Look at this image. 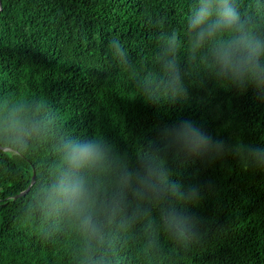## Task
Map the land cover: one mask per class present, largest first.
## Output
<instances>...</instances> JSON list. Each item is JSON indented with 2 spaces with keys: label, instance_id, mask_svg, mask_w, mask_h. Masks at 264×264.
Here are the masks:
<instances>
[{
  "label": "trees",
  "instance_id": "16d2710c",
  "mask_svg": "<svg viewBox=\"0 0 264 264\" xmlns=\"http://www.w3.org/2000/svg\"><path fill=\"white\" fill-rule=\"evenodd\" d=\"M191 0H0V95L29 96V107L63 132L103 133L121 149L137 137H155V126L195 121L228 144L264 147V103L249 89L242 96L211 82L193 87L190 99L168 106L145 104L127 74L114 66L107 38L119 36L138 64L148 59L157 29L183 30ZM55 139L35 140L14 157L0 154V264H75L74 238L42 241L16 220L31 196L23 191L32 170L40 176L54 158ZM200 170L199 175L193 174ZM173 179L214 185L190 211L209 221L202 246L181 264H264V171H242L233 155L203 168L199 159L173 166ZM114 264H149L137 242L117 245Z\"/></svg>",
  "mask_w": 264,
  "mask_h": 264
},
{
  "label": "clouds",
  "instance_id": "9594fccd",
  "mask_svg": "<svg viewBox=\"0 0 264 264\" xmlns=\"http://www.w3.org/2000/svg\"><path fill=\"white\" fill-rule=\"evenodd\" d=\"M146 22L157 31L144 64L119 36L106 43L145 104L184 103L193 87L209 82L238 96L251 89L264 103V0H191L182 31L155 16ZM29 101L0 95V154L7 148L22 158L35 140L51 135L55 155L39 177L34 170L16 220L42 241L74 238L75 264H114L117 245L129 242L149 264H181L208 235L209 221L190 209L214 185L175 180L173 166L199 159L207 168L233 155L242 171H264V147L228 144L190 119L155 126V137L134 138L121 149L103 133L56 135V123H45Z\"/></svg>",
  "mask_w": 264,
  "mask_h": 264
},
{
  "label": "water",
  "instance_id": "95a60500",
  "mask_svg": "<svg viewBox=\"0 0 264 264\" xmlns=\"http://www.w3.org/2000/svg\"><path fill=\"white\" fill-rule=\"evenodd\" d=\"M3 151H4V152H5V151H8V149H7V148H4ZM32 176H33V170H32V174H31V178H32ZM31 178H30V180H31ZM29 185H30V182H29ZM29 185H28L23 191H21V192L18 193L17 195H15V196H13V197H10V198H8V199L13 200V199H16V198H19V197L23 196L24 193L27 191Z\"/></svg>",
  "mask_w": 264,
  "mask_h": 264
}]
</instances>
